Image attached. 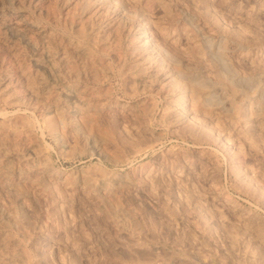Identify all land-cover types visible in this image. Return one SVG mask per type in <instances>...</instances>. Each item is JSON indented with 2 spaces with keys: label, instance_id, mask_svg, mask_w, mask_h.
Wrapping results in <instances>:
<instances>
[{
  "label": "rangeland",
  "instance_id": "rangeland-1",
  "mask_svg": "<svg viewBox=\"0 0 264 264\" xmlns=\"http://www.w3.org/2000/svg\"><path fill=\"white\" fill-rule=\"evenodd\" d=\"M3 160L0 264H264V0H0Z\"/></svg>",
  "mask_w": 264,
  "mask_h": 264
},
{
  "label": "bare ground",
  "instance_id": "bare-ground-1",
  "mask_svg": "<svg viewBox=\"0 0 264 264\" xmlns=\"http://www.w3.org/2000/svg\"><path fill=\"white\" fill-rule=\"evenodd\" d=\"M10 113H11V112H10ZM4 116H5V115H4ZM19 117H20V116H19ZM25 117H26V116H25ZM12 118H13V117H12ZM21 118H23V117H21ZM10 119H11V118H10L8 115L5 116V120H7V121H6L7 123H8V121H9ZM13 120H14V119H13ZM19 120H20V119H19ZM21 120H22V119H21ZM23 120H24V119H23ZM24 121H25V120H24ZM20 122H22V121H20ZM10 123H12V121L9 122V124L7 125L8 127H9V126H12V124H10ZM13 125H14V123H13ZM19 125H20V124H19ZM23 125H24V124H23ZM23 125H22V126H23ZM14 126H17L16 123H15ZM10 129H11V128H10ZM22 131H23V130H22ZM6 161H7V160H6ZM6 161L3 160V162L0 163V166H1V167H0V171H1V173H3V174H5V173L7 174V173H8V172H7V168H8L7 164H8V163L6 164ZM9 166H10V165H9ZM10 170H11V169H10ZM124 246H125V244H124ZM154 260H155V259H154ZM156 260H157V259H156ZM160 260H162V259H160ZM163 262H164V261H163ZM167 262H168V261H166V263H167ZM151 263H152V262H151ZM156 263H157V262H156ZM161 263H162V262H161ZM166 263H165V264H166ZM152 264H153V263H152Z\"/></svg>",
  "mask_w": 264,
  "mask_h": 264
}]
</instances>
